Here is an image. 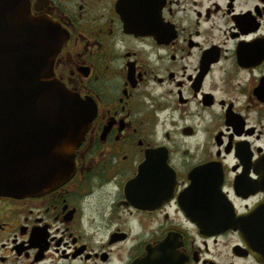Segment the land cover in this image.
Listing matches in <instances>:
<instances>
[{
  "label": "flooded vegetation",
  "instance_id": "obj_1",
  "mask_svg": "<svg viewBox=\"0 0 264 264\" xmlns=\"http://www.w3.org/2000/svg\"><path fill=\"white\" fill-rule=\"evenodd\" d=\"M29 11L92 117L66 181L0 194V264H264V0Z\"/></svg>",
  "mask_w": 264,
  "mask_h": 264
},
{
  "label": "water",
  "instance_id": "obj_2",
  "mask_svg": "<svg viewBox=\"0 0 264 264\" xmlns=\"http://www.w3.org/2000/svg\"><path fill=\"white\" fill-rule=\"evenodd\" d=\"M29 1L0 0V194L17 197L44 194L70 177L92 117L55 79L61 38L52 20L31 14ZM241 233L248 242L249 231Z\"/></svg>",
  "mask_w": 264,
  "mask_h": 264
}]
</instances>
